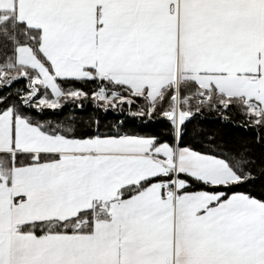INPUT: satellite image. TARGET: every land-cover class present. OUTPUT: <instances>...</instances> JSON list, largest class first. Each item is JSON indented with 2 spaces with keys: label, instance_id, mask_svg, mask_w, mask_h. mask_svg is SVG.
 <instances>
[{
  "label": "snow or ice",
  "instance_id": "6c2138e0",
  "mask_svg": "<svg viewBox=\"0 0 264 264\" xmlns=\"http://www.w3.org/2000/svg\"><path fill=\"white\" fill-rule=\"evenodd\" d=\"M0 264H264V0H0Z\"/></svg>",
  "mask_w": 264,
  "mask_h": 264
}]
</instances>
